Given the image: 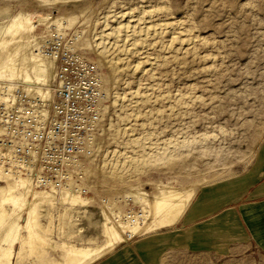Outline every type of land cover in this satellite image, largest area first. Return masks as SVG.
I'll use <instances>...</instances> for the list:
<instances>
[{"label":"rangeland","instance_id":"1","mask_svg":"<svg viewBox=\"0 0 264 264\" xmlns=\"http://www.w3.org/2000/svg\"><path fill=\"white\" fill-rule=\"evenodd\" d=\"M142 6L159 10L155 11L154 23H177V27L188 29L196 39L194 53L188 55L179 52V59L162 64L161 59L165 55L163 47L170 40V32H166L141 49L136 57H130V67L136 63L137 57L148 54L158 62L154 66L150 65L151 68L149 65L144 67L143 70L149 71H143L140 67L133 72L129 68L128 72L121 75L119 86L113 89L112 96L117 92V95L123 96L122 101L114 105L111 94H107L108 101L97 134L95 156L88 160L87 165L93 187L90 203L77 207L79 212L41 204L38 208L37 231L49 238V244L42 247L38 245L31 253L28 247L22 249L17 244V254L11 264H62L65 258L62 244L84 247L102 244L105 218L99 198H107L110 204L116 205L114 211L126 212L132 208L139 211L140 205L130 204L124 199L133 184L142 183L143 190L150 195L157 193V185L168 183H198L202 188L239 176L264 146V0H71L65 5L57 0L43 6H39L37 0H0V20L20 10L31 11L35 15L36 12L49 13L63 19L71 12L76 16L75 21L65 30L70 34L75 32L79 50L96 61V55L84 47L85 39H94L100 35L105 17H110V21L112 17L124 14L120 18L122 23L129 19L132 21L136 18V10ZM36 25V36L47 28L41 24ZM99 68L102 74H107L105 66ZM131 92H135V96ZM187 95L190 99L185 109L177 101L187 98ZM118 127L120 132L123 130L126 139H143L144 134H148L149 137L144 140L147 150H157L159 147L168 150L178 142L194 140L197 143L201 141L204 148L210 146L213 153L201 154L199 147L198 150L197 147L192 148L186 161L188 166H149L121 187L98 177L103 168V159H115L120 152L121 156L130 154L127 148L103 139V132L109 133ZM205 154L207 156L203 157ZM203 179L210 182L204 183ZM5 186L6 182L0 180V189ZM33 190L37 189L31 185ZM30 198L25 203L24 211H21L24 212L20 214L21 221L26 217L25 210ZM11 207L10 204L6 205L10 213L13 209ZM162 264H264V253L255 252L250 261L243 259L225 263L206 255L167 254Z\"/></svg>","mask_w":264,"mask_h":264},{"label":"bare ground","instance_id":"2","mask_svg":"<svg viewBox=\"0 0 264 264\" xmlns=\"http://www.w3.org/2000/svg\"><path fill=\"white\" fill-rule=\"evenodd\" d=\"M37 1L39 6H43L53 4L57 0ZM58 1L65 5V3L70 2L71 0ZM72 2L74 3V1ZM155 11L156 9L154 10L153 8L142 6L136 10L137 15L134 16L136 18L132 19V21L131 19H126L127 21L125 23H122L123 21L120 19L124 14L119 16L116 15L112 17L110 21V17H105L102 20L103 28L99 32L100 35L94 39H85L84 47L93 52L97 57L94 62L98 67L105 66L108 70L106 75H101L103 84L106 86V94L109 96L110 94L112 96L113 89L119 86L121 75L129 68L134 72L140 67L143 70L145 66H150L158 62L148 54L144 57H137L136 63L130 67V57H136V54H138L141 49L145 48V46H149L150 42L156 37L161 36V34L170 32V40L163 47L165 55L161 59L162 64L179 59L177 58L179 52L180 54L186 52L188 55L189 53H191V55L194 53L193 47L196 39L193 38L190 31L184 27H177V23L175 25L169 22L154 23L153 20L155 19H153V17L159 10ZM30 12L20 10L17 13L9 15L6 19L3 18L0 20V87L6 86L12 88L18 86L29 94L39 95L43 98H50L55 72L54 61L40 52L34 51V47L48 34H52L53 32L66 34L67 31L65 28L70 27L73 24L76 16L71 12H68L63 19L49 13L37 14V12L34 11V13L36 12L35 15ZM36 24H41L47 27L45 30H42L38 36L34 33L37 26ZM50 24L53 26H49ZM199 41L203 42V39H200ZM74 47L79 50L77 42L74 44ZM143 71L149 70L145 69ZM135 92H131L130 94L134 95ZM188 99H190L189 96L183 99L180 98L177 103L183 106L182 108L187 109ZM122 100L123 96L117 95L116 92L115 95L112 96L111 101L115 105V103ZM122 131L120 132L118 127L109 133L103 132V134H101L105 141H111L117 146H121V148H127L128 153L130 154L121 156L122 154L120 152L119 155L115 154V159L109 161L103 159V168L101 169V172L99 171L100 173H98V177L102 178V180L110 181L121 187L126 185L132 176L137 175L140 172L143 173L145 168H148L149 166L153 167L158 164H163L167 168L188 166L189 164L186 165V161L192 148L197 147L198 150L199 147L202 150L201 154L212 152L209 148L210 146H205L204 148L201 141V143H197L194 140L190 142H178L173 146L171 145L172 149L167 148L168 150H161L159 149L160 147L157 148V150H147L144 140L149 137L148 134H144L143 139L141 137L126 139V136L124 135L125 133H122ZM206 139H209V137ZM258 142H260V140H258ZM95 147L93 150L94 156ZM99 152L97 153L99 154ZM195 152L197 153V151ZM204 156L207 155L205 154L203 157ZM217 156L218 155L215 157L218 158ZM190 162L188 161V163ZM0 180L6 182V186L0 189V264L12 263V259L16 253L15 247L17 244L22 249L28 247L30 253L33 252L38 245L42 247L49 244V238L44 237L37 231L39 225L38 208L41 204L55 205L54 207L57 209L63 207L64 210L67 211L79 212L77 207L86 206L90 203L88 197L79 194L55 195L51 191L36 188L29 178L12 174L1 163ZM203 181L204 183L210 182V180L207 179H203ZM31 185L37 190L31 191ZM200 186L201 185L198 183L189 185H175L173 183L170 185L168 183L165 185H157V193L155 195H150L148 191L146 192L145 189L143 190L142 183L133 184L131 186L132 189L124 195V199L130 204L140 205L139 211H134L133 208L126 212H123L122 210L114 211L117 209L116 205L113 203L110 204V201L107 198H100L99 202L101 204L100 206L103 207L105 218L104 242L93 247L73 246L71 244L65 245L61 243V248L65 252V258L62 264H94L99 260L101 261L105 256L107 257V255L113 253L120 246L129 244L138 236L155 232L163 228L175 227L185 213L187 207H189L191 200L194 198ZM29 196H31V198L29 204H27V209L25 210L26 217L21 221L20 214L24 213H21V211H24L23 208ZM7 204H10L13 207L11 213L6 208ZM111 208L113 210H111Z\"/></svg>","mask_w":264,"mask_h":264},{"label":"built area","instance_id":"3","mask_svg":"<svg viewBox=\"0 0 264 264\" xmlns=\"http://www.w3.org/2000/svg\"><path fill=\"white\" fill-rule=\"evenodd\" d=\"M77 41L75 32H53L34 47L54 61L50 98L0 87V163L36 188L90 199L87 165L108 97L101 69Z\"/></svg>","mask_w":264,"mask_h":264},{"label":"crops","instance_id":"4","mask_svg":"<svg viewBox=\"0 0 264 264\" xmlns=\"http://www.w3.org/2000/svg\"><path fill=\"white\" fill-rule=\"evenodd\" d=\"M138 237L94 264H162L177 253L225 263L264 253V146L239 176L200 188L175 227Z\"/></svg>","mask_w":264,"mask_h":264}]
</instances>
